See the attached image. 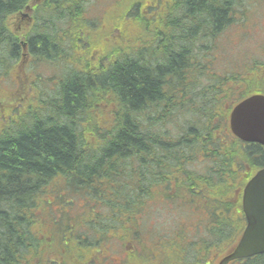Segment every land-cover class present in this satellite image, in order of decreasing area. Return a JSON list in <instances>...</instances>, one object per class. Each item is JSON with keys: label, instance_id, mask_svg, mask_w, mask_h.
Listing matches in <instances>:
<instances>
[{"label": "trees", "instance_id": "obj_1", "mask_svg": "<svg viewBox=\"0 0 264 264\" xmlns=\"http://www.w3.org/2000/svg\"><path fill=\"white\" fill-rule=\"evenodd\" d=\"M29 2L0 0V86L22 53L9 19ZM242 4L132 1L124 18L153 27L151 41L132 40L133 25L126 21L117 26L123 38L104 54L112 58L107 66L104 58L88 64V54L84 67L60 73L46 98H28V91L24 102L32 105L14 110V104L4 112L9 121L0 129V264H87L92 256L79 263L87 245L115 243L124 224L126 233L138 237L150 231L153 244L180 224L173 264H218L233 249L245 226L238 194L264 168V147L234 138L228 120L241 100L264 94V76L212 72L201 85L192 75L202 76L196 57L203 47L195 53L193 44L232 25ZM46 8L51 18H71V41L76 37L87 49L82 29L93 24L83 21V1L47 0ZM35 34L27 40L35 58L53 64L67 56L65 38ZM180 115L184 124L171 134L168 126ZM194 180H207V193L216 197L187 190ZM171 184L183 188L182 196L170 199ZM156 187L165 193L162 199L144 196ZM172 202L180 209L175 225L156 234L143 219ZM232 264H264V254Z\"/></svg>", "mask_w": 264, "mask_h": 264}, {"label": "rangeland", "instance_id": "obj_2", "mask_svg": "<svg viewBox=\"0 0 264 264\" xmlns=\"http://www.w3.org/2000/svg\"><path fill=\"white\" fill-rule=\"evenodd\" d=\"M84 4V10L88 13V17L91 20H87L83 16V21L93 22L95 25H87L94 27L90 30L82 29V35H86L88 38L87 49L78 45L75 41L70 40V27L65 21L60 22L58 25H54L47 18H42L45 11V5L38 8L35 18L38 19L34 25H30L29 30L26 29V25H21L19 19H13L10 22V28L12 31H17L19 36L32 34L35 32V26L41 27V32L54 37L57 41L63 36V31H66L67 37L64 41V53L62 56L54 62V65H48L46 63H40L39 59L28 53L29 60L24 66L25 73L19 71V61L14 65L15 71L10 72L7 76V80H4L0 86V100L5 103H9L11 108L14 104L16 105L13 109L17 110L18 106L24 103V105H32V102H24L25 93L28 86L31 87V92L28 94V98H36L38 95L42 98H46L45 95L51 93L52 87L57 84L56 80H60V73L64 74L65 69L73 67L79 70L84 67V64L88 54H91V59L88 64L94 65L99 59L104 58V54H107L110 50L117 45L118 42L123 38L122 32L118 25L123 27L127 23L132 24L130 38L132 40L148 39L151 41V36L155 33L153 27L141 26L134 24V18H124L126 9L130 8L132 1L138 0H82ZM242 5L234 9L235 11V22L227 27L222 33L216 37L209 39L204 38L205 41H197L194 46L195 53L199 52V48L203 47L202 52L197 54V62L200 65V71L202 76H198L199 71L193 72L192 76L199 77L201 85L209 83L208 75L210 73L229 75L230 73L245 74L246 77L254 80L259 77L258 73L264 76V0H242ZM181 12V11H179ZM18 18H21L18 16ZM56 18V17H55ZM111 18V19H109ZM124 18V19H122ZM82 20V18H81ZM57 22V20H54ZM28 27V26H27ZM55 28V29H54ZM124 32H127V28H123ZM59 36L55 35V32ZM128 33V32H127ZM186 33L189 35V28ZM74 36V35H72ZM110 36V37H109ZM56 42V41H55ZM57 44V43H56ZM76 58V61H71L72 57ZM89 60V59H88ZM112 58H104L102 64L107 66L111 62ZM259 63V64H257ZM257 64V65H256ZM19 66V67H18ZM63 68V69H62ZM20 81V85H19ZM193 81V80H192ZM1 82V81H0ZM198 83V82H197ZM17 90V91H16ZM34 90V91H32ZM55 92H52L54 95ZM24 97V99H22ZM34 100V99H31ZM37 106V105H36ZM3 113L0 105V129L6 126V122L2 120ZM180 120L172 121L168 130L171 134H176L177 130L183 126L184 117L180 115ZM97 126V125H96ZM95 127V125H94ZM96 130V128H94ZM174 203H168L172 205ZM170 207V206H169ZM180 209L175 204V208H168L167 205L161 207L156 213H150L148 217L143 219L144 224L149 229L154 228L156 234H162L163 231L171 229L179 216ZM182 227L177 226L178 230H171L168 234L163 235V238L159 239V244L162 246H169L171 249L174 245L180 244L179 234L177 231L182 233ZM216 254L219 250H211L209 253Z\"/></svg>", "mask_w": 264, "mask_h": 264}, {"label": "water", "instance_id": "obj_3", "mask_svg": "<svg viewBox=\"0 0 264 264\" xmlns=\"http://www.w3.org/2000/svg\"><path fill=\"white\" fill-rule=\"evenodd\" d=\"M246 108H252V118L245 128L238 117ZM230 126L232 133L242 141L264 146V95L250 96L236 105L231 113ZM242 201L246 228L234 251L220 264L264 254V169L247 183Z\"/></svg>", "mask_w": 264, "mask_h": 264}, {"label": "flooded vegetation", "instance_id": "obj_4", "mask_svg": "<svg viewBox=\"0 0 264 264\" xmlns=\"http://www.w3.org/2000/svg\"><path fill=\"white\" fill-rule=\"evenodd\" d=\"M46 2V0H45ZM42 5V3L40 4ZM32 10H35L33 8ZM23 22H26L28 29L30 25H34L35 22L40 18H20ZM44 19V18H43ZM50 20L51 23H60L65 21L67 24L71 22V18H47ZM89 20L90 18H86ZM54 20H57L55 22ZM213 180H209V183ZM194 186L187 188V190H192L193 193L200 197L202 195L209 196V199H212L215 196L212 193H207V180H194ZM183 190L182 187H176L175 185L171 184L169 190V197L173 199L178 197L179 195L182 196V193L178 191ZM212 194V195H211ZM164 192H159L158 188L156 187L154 192L146 193V196L152 200L162 199L164 197ZM239 197L242 199V192H240ZM174 204L168 205L167 207L171 209L175 208ZM170 206V207H169ZM156 210L152 213H156ZM239 215L238 217L241 218L245 224V218L242 214L241 208L238 210ZM219 217V215L217 214ZM124 230L119 231L118 239L114 240L115 243H108L107 240L104 241H95L92 245H87L88 250L86 253H82L79 263L87 259H91L87 264H93V262L101 263V264H173L171 261L172 249L168 246H162L159 244H153L151 241H148L147 235H149L150 231L145 232V235L136 236L134 232L126 233L125 224ZM244 229V228H243ZM138 232V231H137ZM97 258V259H96ZM93 261V262H92ZM214 260L211 261L210 264H215Z\"/></svg>", "mask_w": 264, "mask_h": 264}, {"label": "snow or ice", "instance_id": "obj_5", "mask_svg": "<svg viewBox=\"0 0 264 264\" xmlns=\"http://www.w3.org/2000/svg\"><path fill=\"white\" fill-rule=\"evenodd\" d=\"M252 118V108H246L243 110L238 117V120L242 127H248Z\"/></svg>", "mask_w": 264, "mask_h": 264}, {"label": "bare ground", "instance_id": "obj_6", "mask_svg": "<svg viewBox=\"0 0 264 264\" xmlns=\"http://www.w3.org/2000/svg\"><path fill=\"white\" fill-rule=\"evenodd\" d=\"M79 17V16H78ZM26 55V54H25ZM63 69V68H62ZM62 82V81H61Z\"/></svg>", "mask_w": 264, "mask_h": 264}]
</instances>
